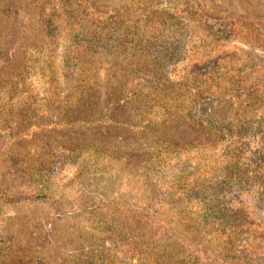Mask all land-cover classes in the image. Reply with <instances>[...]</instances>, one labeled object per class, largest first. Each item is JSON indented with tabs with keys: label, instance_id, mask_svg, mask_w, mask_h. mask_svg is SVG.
<instances>
[{
	"label": "trees",
	"instance_id": "trees-1",
	"mask_svg": "<svg viewBox=\"0 0 264 264\" xmlns=\"http://www.w3.org/2000/svg\"><path fill=\"white\" fill-rule=\"evenodd\" d=\"M215 3L46 0L42 6V13L48 11L42 24L47 39L58 43L56 54L37 60L38 43L29 44L31 55L19 77H60V88L69 86V126L110 129L120 124L115 110L133 106L137 121L129 126L136 129L140 145L142 140L149 148L142 154V176L169 192L165 199L175 203L184 222L181 237L167 222L165 227L154 215H146L151 227L157 224L155 231L146 238L110 241L97 252L96 245L87 256L90 264L127 256H136V264H263L262 227L245 218L244 195L264 194V132L249 135V128L243 133L244 122L231 121L225 110L264 99V65H252L249 51L252 44L257 45L253 49L263 48L264 29L251 24L257 29L245 31L246 17L215 14ZM61 10L67 16L63 24L58 21ZM67 42L69 67L58 52ZM118 67L125 70L120 84ZM10 88L0 87V110L8 91L15 118L7 124H15L25 103L17 99L20 91ZM92 109H98L93 119L88 117ZM172 121L202 129L209 140L169 144L163 132L154 130ZM105 151L109 162L111 150ZM52 170L58 171V163ZM110 232L102 226L97 234Z\"/></svg>",
	"mask_w": 264,
	"mask_h": 264
},
{
	"label": "rangeland",
	"instance_id": "rangeland-1",
	"mask_svg": "<svg viewBox=\"0 0 264 264\" xmlns=\"http://www.w3.org/2000/svg\"><path fill=\"white\" fill-rule=\"evenodd\" d=\"M45 1L0 0V87H15L20 91L17 99L25 103L16 123L7 124L15 118L10 108L13 97L5 91L1 99L5 105L0 110V264H90L88 257L96 245L97 252L109 247L110 241L146 238L150 230L155 231L157 224L152 229L146 215H154L159 224L167 222L179 236H185L182 214L174 202L165 199L169 192L142 176V154L149 148L142 140L140 145L136 129L129 126L137 121L133 106L117 108L115 118L120 124L110 129L69 126V86L63 91L60 77H19L31 55L29 44L38 43L37 60L56 54L58 43L47 39L42 24L48 15V11L42 13ZM212 1H216L215 14L246 17L245 31L256 30L258 24L264 29V0ZM60 15L58 21L63 24L67 16L63 11ZM65 47L58 52H63L69 67V42ZM252 47L251 64L264 65V46ZM124 77L125 70L118 67L116 83ZM106 85L112 92V86ZM93 110L98 109L89 110L92 119ZM225 113L233 122H244L243 133L249 128V135L264 132V99L238 110L227 107ZM160 132L174 146L209 140L202 129L173 121L163 130H154ZM106 139L111 142L107 146ZM106 149L111 150L109 162L102 154ZM57 163L58 171L52 172ZM232 192L238 195L235 188ZM244 200L245 218L262 227L264 264V194L244 195ZM102 226H109L111 232L98 236ZM136 263V256L107 262Z\"/></svg>",
	"mask_w": 264,
	"mask_h": 264
}]
</instances>
